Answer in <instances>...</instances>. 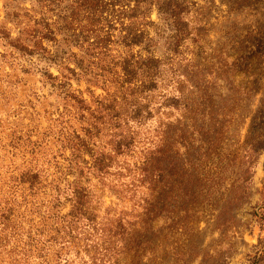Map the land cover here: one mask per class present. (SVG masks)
Segmentation results:
<instances>
[{
	"label": "trees",
	"instance_id": "trees-1",
	"mask_svg": "<svg viewBox=\"0 0 264 264\" xmlns=\"http://www.w3.org/2000/svg\"><path fill=\"white\" fill-rule=\"evenodd\" d=\"M30 1H4L0 58L36 76L55 101L46 109L48 98L34 93L35 104L0 118V264H133L137 210L171 186L162 161L195 130L197 105L182 91L196 88L182 70L194 41L190 0ZM251 141H264V127ZM214 143L215 184L227 181L242 203L253 164L236 150L219 153L220 131Z\"/></svg>",
	"mask_w": 264,
	"mask_h": 264
},
{
	"label": "rangeland",
	"instance_id": "rangeland-1",
	"mask_svg": "<svg viewBox=\"0 0 264 264\" xmlns=\"http://www.w3.org/2000/svg\"><path fill=\"white\" fill-rule=\"evenodd\" d=\"M4 1L0 0V20ZM19 1L31 7L30 0ZM151 18L161 26L155 13ZM186 19L194 41L184 50L182 70L196 88L183 84L182 91L197 105L195 130L182 142L178 155L162 161L171 186L156 188L144 209L138 208L132 229L137 251L136 255L128 251L126 261L264 264V141L251 147V139L264 127V0H190ZM166 28L162 24L164 37L169 33ZM164 37L155 47L158 56L166 51ZM5 49L0 43V53ZM51 72L56 74L54 68ZM34 93L47 97L43 107L50 109L48 101L55 99L48 95L49 88H41L36 76H22L17 65L9 67L0 58V118L26 101L35 104ZM37 110L43 112L40 106ZM215 130L223 139L219 153L236 150L238 159L249 156L246 161L253 164L249 194L237 205L227 181L215 184V143L210 144ZM245 143V152L253 149L247 155ZM102 192L105 207L115 208L116 200ZM67 210L66 206L62 213Z\"/></svg>",
	"mask_w": 264,
	"mask_h": 264
}]
</instances>
